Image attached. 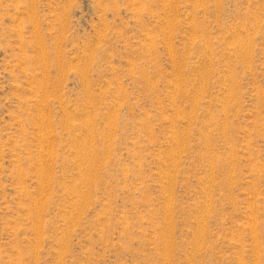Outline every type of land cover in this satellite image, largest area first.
<instances>
[{"label": "rangeland", "instance_id": "obj_1", "mask_svg": "<svg viewBox=\"0 0 264 264\" xmlns=\"http://www.w3.org/2000/svg\"><path fill=\"white\" fill-rule=\"evenodd\" d=\"M0 264H264V0H0Z\"/></svg>", "mask_w": 264, "mask_h": 264}]
</instances>
